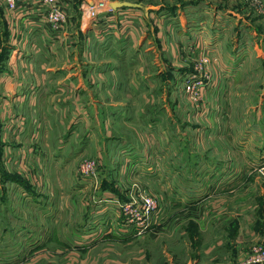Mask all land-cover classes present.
Returning <instances> with one entry per match:
<instances>
[{"label": "crops", "instance_id": "1", "mask_svg": "<svg viewBox=\"0 0 264 264\" xmlns=\"http://www.w3.org/2000/svg\"><path fill=\"white\" fill-rule=\"evenodd\" d=\"M170 1L179 5L177 12L129 8L137 15L131 32L103 23L85 28L76 15L61 34L40 25L34 12L19 13L14 21L0 10V183L16 180L12 189L9 182L0 186V214L6 230L21 232L8 234L5 245L57 246L55 231L62 222L74 229L73 214L85 202L101 218L99 234L83 228L82 212L83 223L75 228L87 231L65 246L130 244L137 231L109 197H127L134 181L153 189L159 203L135 264H237L242 243L264 239V192L252 174L264 161V107L244 111L235 129L226 124L229 112L210 109L198 118L194 109L185 111L186 75L201 54L213 59L223 45L198 38L194 46L189 38L199 32L190 33L185 21L195 18L200 2ZM172 18L185 42L162 23ZM243 49L245 56L249 49L239 48L240 54ZM237 58L214 66L239 69L227 78L244 83L248 63ZM257 67L264 73L263 65ZM84 157L101 160L96 179L77 174ZM117 164L119 172L104 173ZM48 182L50 188L41 189ZM156 251L159 260L153 261ZM55 254H49L50 264H56ZM41 256L33 251L20 258L35 264ZM118 256L103 248L62 255L66 264H120ZM9 257L1 256L0 263L20 259Z\"/></svg>", "mask_w": 264, "mask_h": 264}, {"label": "rangeland", "instance_id": "2", "mask_svg": "<svg viewBox=\"0 0 264 264\" xmlns=\"http://www.w3.org/2000/svg\"><path fill=\"white\" fill-rule=\"evenodd\" d=\"M116 1H125V0H116ZM133 2H141L144 5L143 10L154 12L158 15H160L163 11H170L171 13H174L179 7V5L171 4L170 0H128ZM190 1V0H189ZM205 1L201 0H193L191 3L200 2L199 5H196L197 7L195 9V18L191 15L188 20L185 21L186 23V29L190 31V33H198L197 37L195 35H191L189 40L194 41V46L197 44L196 40L198 38L201 40V43H210L212 45H215V43L218 42V44L223 45L221 48L219 47L218 50L219 53L215 54L217 56H214L212 59L211 56L207 54H201L198 57V62L195 67V71L191 74H187L184 81L182 82V90L184 93V107L185 111L191 113V108L194 109V113L198 118H201L203 113H207V111L210 109L218 111V113H230L232 115L229 116L227 119L226 124L229 125L228 127L231 129H235L236 127L241 126V120L239 118H243L242 114L247 109L249 110H255L259 107H264V105H261V103L264 101V73L259 71V67L263 65L264 67V0H211V2L207 3ZM173 2V1H172ZM155 6V7H154ZM181 6H186L182 5ZM152 8V9H151ZM151 9V10H150ZM181 11L184 10L186 13H190V10L187 7H182L180 9ZM79 12V10H78ZM177 12V11H176ZM76 14L77 11H74ZM80 17L79 15H77ZM160 18V16H158ZM173 19V20H172ZM170 19L169 21H166L165 19L162 20V23L166 28L169 27L170 30L175 29V23L177 20H174V18ZM188 31V32H189ZM186 35L179 36L175 31L173 32V38L181 42V39L183 38V41L187 40L185 37ZM217 40V41H216ZM184 41V42H185ZM200 43V42H199ZM245 47L248 50L247 55L244 56L245 50L243 49V53H239V48ZM236 55L238 56V61L246 60L248 65L243 66V70L245 71V75L248 77V80L244 83L241 82H235L234 80H230L227 77L230 75H235L239 69H226L219 68L214 66L218 61L221 59H231L232 61L236 59ZM260 55V56H259ZM238 64V63H237ZM240 66V64H239ZM215 70L216 77L213 79V72ZM242 88H241V86ZM221 89V91L219 90ZM199 91V96H198ZM197 95L195 97L196 100H194L191 96ZM214 112V111H213ZM212 112V113H213ZM214 114V113H213ZM238 130L240 128H237ZM86 160L94 161L95 163V175L93 177H84L80 173V167L82 163ZM97 163V164H96ZM79 165L76 166L77 174L79 177L84 178H90V179H96L99 174L103 172V166L102 162L99 159L95 158H88L84 157L82 158L79 163ZM97 167V168H96ZM239 167L238 169H240ZM75 169V170H76ZM93 167H86L84 169H81L82 171H86L91 173ZM120 171L119 164L115 166H111L110 168L106 167V170H104V173H108L110 175H113ZM10 177L13 179L18 178V172L16 171H9ZM254 174V180L255 178H258L261 180V185L264 192V177L258 172L254 171L252 172ZM240 176V174H239ZM13 179V180H14ZM10 181V189L13 188V186H16V180L15 183ZM0 183V186L6 185V183ZM92 181L89 182V184ZM54 183H51V188L53 187ZM13 185V186H12ZM57 186L59 185H69L68 183H56ZM131 187L128 190L127 195L131 194V190L134 189V191H137L138 188H145L147 189L151 194L157 197L158 194L147 186L145 182L141 183L139 181H134L132 184H130ZM243 186V183L239 184L237 188H241ZM28 189H31L32 186L29 185L27 187ZM48 189L50 188V182L48 183H42L41 189ZM1 190V187H0ZM49 199H47L46 202H48ZM58 205H60V199L58 198ZM90 202V201H88ZM84 210H79L78 214H73V225L74 229H67L68 224L62 222L61 229H57L55 231L56 237H57V246H41L40 249L38 247H35V250H32V247L29 246H19V245H5L4 241L6 239V236L12 235L13 237H18L20 235V231L12 230L8 231L6 230V222L3 220V215L0 214V257L7 254L10 255V260H18L21 255L23 254H32L34 251L35 253H38L39 255H42L40 258V261L36 262L35 264H50V258L51 255H49L52 252H55L56 257V264H66L67 261L64 257H62L63 254L72 252L73 254H86L88 250H90V253L94 251V249L100 250L103 248L104 253H116L119 255L118 257L121 259L120 264H135L136 259L134 258L135 254L140 255V246L146 243L147 239V232H143L140 235H137L134 237L133 241L128 243H119L114 244L115 250L112 246H105V247H95L94 249H87L85 247H81L80 244L77 245H69L65 246L63 243L67 240H71V236L77 238L78 236L82 234L84 231L82 230V233H80V230H76L77 223L78 225L80 223H83L81 220V213L84 212L85 215L87 214V218L84 220V227L89 230H93L94 235H98L99 231L96 232V228L100 225L101 218L97 215L92 216V204L87 206V202H85ZM83 209V208H82ZM3 220V222H2ZM59 228V224L57 225ZM88 230V231H89ZM150 231V230H149ZM43 232L48 234V230H44ZM52 233V231H51ZM158 233V231H155L154 236ZM153 236H148V241L152 240ZM73 239V241H74ZM262 245L264 246V239L260 237H253L252 239L247 240L245 243H242L240 247L238 248V257H237V264H261L263 260L258 261V258L261 257V248ZM137 252V253H136ZM135 253V254H134ZM237 253V251H236ZM133 254V255H131ZM44 255V256H43ZM137 255V257H138ZM159 252L154 253V257L151 258L153 261L159 260ZM46 256V258H45ZM44 257V258H43ZM128 258H130V263H128ZM140 258V257H139ZM127 261V263H125ZM102 264L101 262H99ZM97 263V264H99ZM0 264H25V262L21 261V258L18 261H10V262H2ZM26 264H34L30 263V261H27ZM72 264H79V261H73ZM94 264V263H90Z\"/></svg>", "mask_w": 264, "mask_h": 264}, {"label": "built area", "instance_id": "3", "mask_svg": "<svg viewBox=\"0 0 264 264\" xmlns=\"http://www.w3.org/2000/svg\"><path fill=\"white\" fill-rule=\"evenodd\" d=\"M116 0H0V8L4 14L15 18L19 13L34 12L37 14L40 25L46 29H51L55 32L64 31L67 25L75 23V16L79 15L82 27H87L91 24L103 23L107 26H112L113 29L121 31H132V20L137 17L132 14L134 9L127 7L114 9L111 3ZM79 10V12H78ZM74 11H77L75 14ZM115 24L114 21H118ZM127 24V25H126ZM126 25V26H125ZM125 26V28H124ZM199 96V91H198ZM197 95L191 97L196 100ZM97 164V163H96ZM88 165L93 167L91 173L82 171ZM97 168V167H96ZM95 163L91 160H86L80 167V173L84 177H93L95 175ZM264 177V161L259 163L255 168ZM131 194L125 198L118 195H111L109 198L117 204L120 209L124 223L134 226L137 234L140 235L146 232L152 222L153 215L158 212V199L151 194L147 189L138 188L137 191L131 190ZM258 261L263 260L264 264V246L262 245L261 253Z\"/></svg>", "mask_w": 264, "mask_h": 264}, {"label": "water", "instance_id": "4", "mask_svg": "<svg viewBox=\"0 0 264 264\" xmlns=\"http://www.w3.org/2000/svg\"><path fill=\"white\" fill-rule=\"evenodd\" d=\"M111 7L114 9L123 8V7L143 9L144 5L141 2H133V1L125 0V1H115L111 3Z\"/></svg>", "mask_w": 264, "mask_h": 264}, {"label": "trees", "instance_id": "5", "mask_svg": "<svg viewBox=\"0 0 264 264\" xmlns=\"http://www.w3.org/2000/svg\"><path fill=\"white\" fill-rule=\"evenodd\" d=\"M0 10H1V8H0ZM121 198H123V197H121ZM125 198V197H124Z\"/></svg>", "mask_w": 264, "mask_h": 264}]
</instances>
